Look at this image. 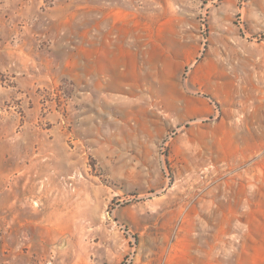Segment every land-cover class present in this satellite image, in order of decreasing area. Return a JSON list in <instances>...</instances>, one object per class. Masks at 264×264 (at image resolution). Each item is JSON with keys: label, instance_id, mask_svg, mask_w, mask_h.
Returning <instances> with one entry per match:
<instances>
[{"label": "rangeland", "instance_id": "1", "mask_svg": "<svg viewBox=\"0 0 264 264\" xmlns=\"http://www.w3.org/2000/svg\"><path fill=\"white\" fill-rule=\"evenodd\" d=\"M0 264H264V0H0Z\"/></svg>", "mask_w": 264, "mask_h": 264}, {"label": "bare ground", "instance_id": "2", "mask_svg": "<svg viewBox=\"0 0 264 264\" xmlns=\"http://www.w3.org/2000/svg\"><path fill=\"white\" fill-rule=\"evenodd\" d=\"M64 198V197H63ZM68 198V197H67Z\"/></svg>", "mask_w": 264, "mask_h": 264}]
</instances>
